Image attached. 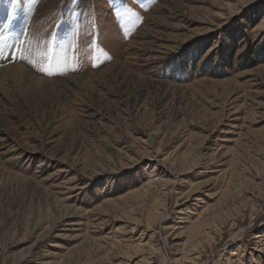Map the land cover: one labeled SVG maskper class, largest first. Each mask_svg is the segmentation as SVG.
<instances>
[{"label": "rangeland", "instance_id": "obj_1", "mask_svg": "<svg viewBox=\"0 0 264 264\" xmlns=\"http://www.w3.org/2000/svg\"><path fill=\"white\" fill-rule=\"evenodd\" d=\"M19 2L76 59L0 55L51 83L0 91V264H264V0Z\"/></svg>", "mask_w": 264, "mask_h": 264}, {"label": "snow or ice", "instance_id": "obj_2", "mask_svg": "<svg viewBox=\"0 0 264 264\" xmlns=\"http://www.w3.org/2000/svg\"><path fill=\"white\" fill-rule=\"evenodd\" d=\"M13 7H20L19 0H13ZM116 15L118 17L122 15L119 8L116 9ZM9 40H12L11 44L8 43ZM69 47H74V45H69ZM8 48L13 50L12 54L17 59L27 61L30 65L36 67L39 72L45 73L48 76H52L58 72L67 71L70 60L75 61L76 59L75 56L69 57L66 54H62L58 59H54L51 48L45 52L34 53L31 46L25 47V41L20 35L12 36L8 31V28L5 27L4 33L0 34V55H3ZM34 54L38 57V59L31 58ZM72 70L75 71L77 69L73 67Z\"/></svg>", "mask_w": 264, "mask_h": 264}, {"label": "bare ground", "instance_id": "obj_3", "mask_svg": "<svg viewBox=\"0 0 264 264\" xmlns=\"http://www.w3.org/2000/svg\"><path fill=\"white\" fill-rule=\"evenodd\" d=\"M66 85H68V84H66ZM60 86H61V88L63 87L62 85H60ZM48 87H51V83H48V82H46L44 80L38 79L37 77L32 75L31 72L28 70V68L24 67V65L21 66V64L20 65L16 64V65H10V66H6V67H3V68H0V91H3L6 95L13 94V92H19L20 95L21 94L23 95L26 92H29V91H32V90L33 91L34 90H42V89H45V88H48ZM64 88H65V86H64ZM188 197H190V195H187V198ZM198 201H200V200H198ZM175 228H173V230ZM186 228H189V227H186ZM186 228H184V229H186ZM176 235H178V234H176ZM174 236H175V234H174ZM177 242H179V240L176 241L175 238H174L171 244L172 245H176ZM153 247L154 246L152 245L151 248H153ZM186 250H187L186 246L180 248V250H179L180 251V255L183 256L185 261H187V260L188 261L190 260L191 262L194 261L195 260L194 256H195L196 253L191 254V255H193V258H190L191 255H188ZM32 254L35 257L37 255V253H35V252H33ZM57 255L60 256V257L56 256L57 259L61 258V261L64 260V257L62 255H59V254H57ZM43 261L45 262V261H47V259H45ZM44 264H50V262H48V263L45 262Z\"/></svg>", "mask_w": 264, "mask_h": 264}, {"label": "trees", "instance_id": "obj_4", "mask_svg": "<svg viewBox=\"0 0 264 264\" xmlns=\"http://www.w3.org/2000/svg\"><path fill=\"white\" fill-rule=\"evenodd\" d=\"M229 63V62H228Z\"/></svg>", "mask_w": 264, "mask_h": 264}]
</instances>
